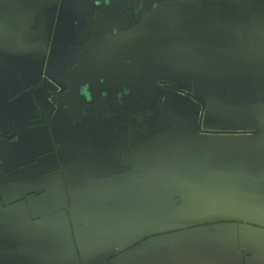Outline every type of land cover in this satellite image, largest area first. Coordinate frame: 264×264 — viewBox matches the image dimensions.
<instances>
[{"label":"crops","instance_id":"1","mask_svg":"<svg viewBox=\"0 0 264 264\" xmlns=\"http://www.w3.org/2000/svg\"><path fill=\"white\" fill-rule=\"evenodd\" d=\"M39 87L0 264H264V0H0L2 135Z\"/></svg>","mask_w":264,"mask_h":264},{"label":"water","instance_id":"2","mask_svg":"<svg viewBox=\"0 0 264 264\" xmlns=\"http://www.w3.org/2000/svg\"><path fill=\"white\" fill-rule=\"evenodd\" d=\"M30 91L33 93V98L40 109V112H41L40 118L32 122L22 123L10 135H2L0 133V138L2 139L12 138L15 132L19 130L20 128L25 127V126H33V125H37L41 123L44 120V117L46 114L45 109H49L52 112H54L57 107L62 108V109L67 107L68 103L66 102L67 98H66V93L64 91H58L55 89H47L43 87L32 88ZM40 93H42L46 98L45 102L43 103H41L38 98V94ZM84 104L89 105L90 101H87Z\"/></svg>","mask_w":264,"mask_h":264}]
</instances>
